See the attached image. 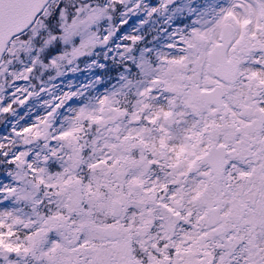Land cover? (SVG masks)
Segmentation results:
<instances>
[{"label":"snow or ice","instance_id":"6c2138e0","mask_svg":"<svg viewBox=\"0 0 264 264\" xmlns=\"http://www.w3.org/2000/svg\"><path fill=\"white\" fill-rule=\"evenodd\" d=\"M0 264H264V0H0Z\"/></svg>","mask_w":264,"mask_h":264}]
</instances>
